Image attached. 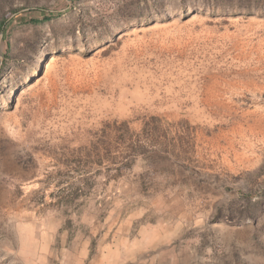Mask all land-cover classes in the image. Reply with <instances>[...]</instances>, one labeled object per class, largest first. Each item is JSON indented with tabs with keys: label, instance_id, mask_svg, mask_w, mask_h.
<instances>
[{
	"label": "rangeland",
	"instance_id": "rangeland-1",
	"mask_svg": "<svg viewBox=\"0 0 264 264\" xmlns=\"http://www.w3.org/2000/svg\"><path fill=\"white\" fill-rule=\"evenodd\" d=\"M6 20L0 264H264V0H0Z\"/></svg>",
	"mask_w": 264,
	"mask_h": 264
},
{
	"label": "trees",
	"instance_id": "trees-1",
	"mask_svg": "<svg viewBox=\"0 0 264 264\" xmlns=\"http://www.w3.org/2000/svg\"><path fill=\"white\" fill-rule=\"evenodd\" d=\"M52 19V16L51 15H45L43 16L42 19H38V18H32V19H27L26 17H21V21L24 22V23H30V24H33V25H38L40 23H43V22H46V21H50ZM6 21L3 22L2 26L0 27L2 29V31H4V28L6 27Z\"/></svg>",
	"mask_w": 264,
	"mask_h": 264
}]
</instances>
